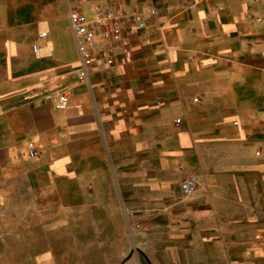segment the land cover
<instances>
[{
	"label": "crops",
	"instance_id": "obj_1",
	"mask_svg": "<svg viewBox=\"0 0 264 264\" xmlns=\"http://www.w3.org/2000/svg\"><path fill=\"white\" fill-rule=\"evenodd\" d=\"M95 2L0 0V196L138 227L161 210L179 264H264V0H108L158 16L79 83L68 14Z\"/></svg>",
	"mask_w": 264,
	"mask_h": 264
},
{
	"label": "rangeland",
	"instance_id": "obj_2",
	"mask_svg": "<svg viewBox=\"0 0 264 264\" xmlns=\"http://www.w3.org/2000/svg\"><path fill=\"white\" fill-rule=\"evenodd\" d=\"M33 199L0 196V264H179L165 256L161 210L135 229L125 211L108 220L104 212L51 209L47 196Z\"/></svg>",
	"mask_w": 264,
	"mask_h": 264
},
{
	"label": "built area",
	"instance_id": "obj_3",
	"mask_svg": "<svg viewBox=\"0 0 264 264\" xmlns=\"http://www.w3.org/2000/svg\"><path fill=\"white\" fill-rule=\"evenodd\" d=\"M107 1L96 0L92 5L90 16L77 11H70L68 14L80 58V67L75 73V78L79 83L88 80L91 68L99 69L112 66L116 48L126 43V36L130 33L131 28L145 30L149 22L158 16V12L148 6L124 10L118 5L112 7L105 5ZM251 1L255 2L256 0ZM45 37V33L38 35L37 42L32 47L34 54L39 52L40 42ZM34 94L54 110H63L67 107L68 96L62 89L46 90L41 87L34 89ZM179 122L180 120L177 119L174 124H179ZM36 154L34 147L30 144L27 156L34 158ZM198 186L196 177L184 176L178 185L179 197L183 200L189 198ZM170 195L171 193H169ZM134 228H138V225ZM134 228H131L132 232Z\"/></svg>",
	"mask_w": 264,
	"mask_h": 264
}]
</instances>
